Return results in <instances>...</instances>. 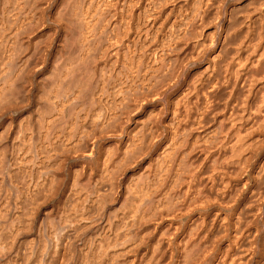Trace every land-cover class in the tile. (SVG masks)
I'll use <instances>...</instances> for the list:
<instances>
[{"label": "bare ground", "instance_id": "obj_1", "mask_svg": "<svg viewBox=\"0 0 264 264\" xmlns=\"http://www.w3.org/2000/svg\"><path fill=\"white\" fill-rule=\"evenodd\" d=\"M179 1L178 21L195 36L220 14L221 33L198 45L210 60L199 85L165 107L183 69L169 52L192 44L159 23L169 0L0 2V264H264V212L244 218L261 208L227 204L229 220L213 212L232 185L229 162L240 176L249 131L264 129V10L249 17L264 0ZM218 102L229 122L221 137L202 127ZM148 105L168 121L135 119ZM257 173L264 182V159ZM58 196L60 215L51 205L39 221ZM217 226L228 242L216 253Z\"/></svg>", "mask_w": 264, "mask_h": 264}, {"label": "rangeland", "instance_id": "obj_2", "mask_svg": "<svg viewBox=\"0 0 264 264\" xmlns=\"http://www.w3.org/2000/svg\"><path fill=\"white\" fill-rule=\"evenodd\" d=\"M3 1V0H2ZM2 1H0V2H2ZM170 2H167L165 5L166 6H164V4L163 5H161V6H158L157 8H158V15L160 14L161 16H160V19H159V23H163V26L166 28V29H170V28H175V30H177V29H185V34L186 35H184L183 37V39H185L184 41L186 42V40H187V42L188 43H190V41H191V43L192 44H190V47H191V45L192 46H194V45H196V46H194V47H198V45L203 41V40H205L206 39V37L205 36H207V40H209V39H211L210 41L212 42V41H216V38L217 39H219L218 38V36H220L219 35V33H221V30L219 31L218 29L220 28L219 27V25H220V19H221V14H220V17L218 16V18L216 19H211V20H209V21H207V22H205V23H203V24H201L200 25V28H198L197 30V33L196 34H199V32H202V34H199V36L197 35V36H195V34H194V30L192 29V27H190L189 25H181L180 23H179V21H178V19H179V12H177L178 10V8H177V6H178V3L180 2L179 0H169ZM222 2H219L218 4H219V8L220 9H223V8H228V7H230V6H232V5H234V4H242L243 5V1L244 0H221ZM233 1V2H232ZM235 1V2H234ZM225 2V3H224ZM253 3H255V2H252V3H249V5L247 4V5H244V6H241L240 8H239V10L237 11V18H239V17H241L240 15L243 13V12H245V11H247V10H253L252 8H254L255 6H256V3L255 4H253ZM232 4V5H231ZM223 5H225V6H223ZM162 6H163V8L165 9H163L162 8ZM250 6V7H249ZM161 9V10H160ZM262 10H264V8H262L261 7V9H256L254 12H251L250 13V15H249V17H253V16H255V15H259L258 13H260ZM257 11V12H256ZM240 12V13H239ZM256 12V13H255ZM253 13H255V14H253ZM239 14V15H238ZM248 17V18H249ZM215 20V22H213ZM218 20V21H217ZM209 22H210V24H209ZM179 23V24H178ZM208 23V24H207ZM207 24V25H206ZM257 25H258V23H256ZM180 27H179V26ZM205 25V26H204ZM216 25V26H215ZM205 27V28H204ZM208 29V30H207ZM205 32V34H206V32H207V34L206 35H204V32ZM216 30V31H215ZM247 30H249L248 28H247ZM210 31V32H209ZM212 31V32H211ZM219 32V33H218ZM243 32H244V34H243ZM249 32H250V30H249ZM210 34V37H208L209 36V34ZM216 33V34H215ZM251 33V32H250ZM255 33V32H254ZM247 34V31L245 30V29H243L242 30V32H241V34L239 35V38H242V37H244L245 35ZM201 35V36H200ZM213 35V36H212ZM216 35V36H215ZM218 35V36H217ZM187 39H186V38ZM211 37H213V39L211 38ZM190 40V41H189ZM201 40V41H200ZM206 40V41H207ZM194 41H195V43H194ZM207 42H209V41H207ZM209 44H213V42L212 43H209ZM232 45H234L233 43L230 45V47H232ZM208 46V45H207ZM206 46V47H207ZM178 47V48H177ZM176 47V49L175 50H173V49H171L170 50V52L169 53H171L170 55L172 56H170V58H173V56H177V54H178V57L180 58L181 57V59L180 60H178V61H183V64H182V74H180V78H181V80L183 81H180V83H179V85L177 84L176 85V87H178V88H176L175 87V85L173 86V89H170L169 91H168V94H166L165 95V100L163 99L162 101H160V104H164V106H162V105H160L159 103H158V101H156V102H153V103H150L149 105L151 106V108H159V105H160V107L162 106V107H165L166 106V103H171L172 102V100L175 98V96H177V94H179L178 96L180 97V96H182V91H183V89H184V87H186V86H190V85H192V83L194 84V85H199V82H200V80L203 78V77H205V75H206V73H208L207 71H209L210 70V68H208L207 66L209 65L208 64V62H210V60H209V55H208V51H206L207 50V48L206 47H202V46H199L198 48H195L196 49V52H197V49H200V52H199V54H196V52H192L191 53V55H194V56H189L190 55V50H189V48L187 49V48H184V47H181L180 45H178ZM202 47V48H201ZM173 48V47H172ZM177 49L178 50H181V49H184V50H181L180 51V55H179V52L177 51ZM206 49V50H205ZM175 51H177L176 53H175ZM186 51H187V53H186ZM205 53H204V52ZM175 54H174V53ZM186 53V54H185ZM189 53V55L187 56V54ZM204 53V54H203ZM209 53H211L210 51H209ZM185 54V55H184ZM185 56V59H184V56ZM196 55V56H195ZM200 55V56H199ZM201 55H203L202 57H201ZM207 55V56H206ZM183 56V57H182ZM198 56V57H197ZM187 57V58H186ZM169 58V59H170ZM189 58H190V60H189ZM195 58V59H194ZM201 58V59H200ZM174 59V60H173ZM172 59V61H171V59L169 60L172 64L174 63V61H176L175 60V58H173ZM184 59V60H183ZM186 59H188V60H186ZM186 62V63H185ZM207 65V66H206ZM201 78V79H200ZM199 79V80H198ZM194 80V81H193ZM196 80H198V81H196ZM191 81V82H190ZM182 82V83H181ZM186 83H187V85H186ZM181 85V86H180ZM175 87V88H174ZM180 87V88H179ZM183 88V89H182ZM263 89H264V86H263ZM263 89H262V91H263ZM179 90H181V91H179ZM170 91H171V93H170ZM264 93V92H263ZM166 97H167V99H166ZM169 97V98H168ZM182 99H184V97H181ZM172 99V100H171ZM166 101V103H164ZM168 101V102H167ZM182 102V101H181ZM219 103V105H218V107L216 106V108H214L213 110H211L210 111V115H212L211 117H210V119L212 118L213 119V125L212 124H210L212 121H210V123L208 122V119L202 124V127H203V129L204 130H207L208 128H210L211 129V127L213 128V129H215L216 130V132H217V130L219 131V129L220 130H222V131H224V130H226L225 129V125L226 124H228L229 122H224V124H223V121H222V111H220L221 110V105H220V102H218ZM153 104V105H152ZM146 106L145 108H146V110L145 111H147V109H149L150 108V106ZM158 106V107H157ZM220 109V110H219ZM170 110V106H169V109H168V111ZM217 110H219V111H217ZM218 112H220V113H218ZM213 113H214V116H213ZM147 114V115H146ZM146 114H143V112H137L136 114H135V116H134V118L135 119H139L140 120V123H142V121H143V123H146V120L147 121H149V119H150V121H152L153 122V119L155 120V117H157V116H159V117H161L162 116V114H163V112L162 113H159V111L156 113V115L155 116H152L151 115V117H152V119H151V117L148 115V111L146 112ZM161 114V115H160ZM216 114V115H215ZM221 116V117H220ZM139 117V118H138ZM144 117H146L147 119H144ZM163 118H161L162 119V121L164 120L165 122H167L168 121V114L166 115V114H163V116H162ZM219 117V118H218ZM158 118V117H157ZM166 119V120H165ZM211 119V120H212ZM134 120V119H133ZM142 120V121H141ZM157 120V119H156ZM145 121V122H144ZM149 121V122H150ZM228 121V120H227ZM245 120H242V122L244 123V125H247V126H249V124H247L246 122H244ZM133 121H131L130 122V124L129 125H131L132 126V123ZM217 122V123H216ZM222 122V123H221ZM207 123H209V126L207 125ZM246 123V124H245ZM249 123V122H248ZM128 124H126V125H128ZM218 124H220V125H218ZM221 124H223V125H221ZM125 125V124H124ZM125 125V126H126ZM216 125V127H213V126H215ZM205 126V127H204ZM218 126V127H217ZM221 126H224V128L223 127H221ZM226 127H227V125H226ZM207 128V129H206ZM217 128V129H216ZM209 130V129H208ZM257 130H260V131H257ZM222 131H219V132H217V137H221V135L222 134H220V136H218V134L219 133H222ZM250 133L248 134V137L247 138H249L247 141H248V143H249V140H250V142L252 143V144H248L247 143V145H245V148H246V146H248L246 149L247 150H245L244 151V149H243V151H244V153H243V155H241L240 157H238V158H236L237 160L239 159V158H241L242 156H243V158L245 159V155H249V154H255L254 156L251 154L250 156H252V157H246V159H245V162H244V159L242 160L245 164H243L244 166H243V168L245 169V170H243V172H241V175L239 176V174L238 175H236V170H235V172L233 171V169H235L237 166V168L236 169H238L240 166H239V164H237V166L235 165L234 166V164H233V168H232V164H230L231 163V161L229 162V168H228V165L226 166L227 168V172H225V173H227V174H229V171H231L230 172V176L229 175H227V174H225L224 176H226L225 178H229V180L231 179L232 181V185H231V187H230V189L229 190H227V192H226V189L223 191H220V194H221V198H220V200L218 201L219 202V204H216V206L213 208V212H215V213H217L218 215V217H219V219L220 218H222L223 216H225L228 220L229 219H232V217L234 218V216H235V214H234V210H235V208H238L239 206V208H242V207H246L247 205H251V206H254L255 208L256 207H260L261 209L258 211V212H253V214L251 213V212H247L246 214H245V216H244V218L247 220V219H250V218H252V216L254 215H256L257 216V220L258 221H260V219L263 217V212H264V199H263V197H260V195L262 196V191H263V193H264V190L262 189V188H264V182H263V180H260V177L262 176V174H258L257 173V171H258V169H259V165L261 164V162L263 161V159H264V129H262V127H261V129L259 128V129H256V130H250L249 131ZM185 134H186V132H185ZM187 135V134H186ZM253 136V137H252ZM258 138H257V137ZM260 138V139H259ZM253 139H254V141H253ZM217 140H218V138H217ZM262 141V142H261ZM105 143V145H107L108 143L107 142H104ZM107 143V144H106ZM254 143V144H253ZM258 143V144H257ZM262 144V145H261ZM260 145V146H259ZM258 146V147H257ZM262 146V147H261ZM256 147H257V149H256ZM260 147V148H259ZM251 149V150H250ZM256 149V150H255ZM253 150V151H252ZM250 152V153H249ZM263 153V154H262ZM251 158V159H250ZM235 158H233V161L232 162H237V160L235 161L234 160ZM249 160V161H248ZM250 162V163H249ZM249 163V164H248ZM252 164H253V167H252ZM259 164V165H258ZM250 165V166H249ZM255 167V168H254ZM257 167H258V169H257ZM135 169V168H134ZM134 169H132L131 170V173L133 172V173H135V170ZM241 170V171H242ZM250 170V171H249ZM251 172V173H250ZM252 172H253V176H251V174H252ZM138 173V172H137ZM232 173V174H231ZM234 173V174H233ZM243 173V174H242ZM250 173V174H249ZM139 174V173H138ZM138 174H134V176L135 175H138ZM246 174V175H245ZM142 175V174H141ZM141 175L139 174V176H140V178H141ZM236 175V176H235ZM65 176V175H64ZM138 176V177H139ZM143 177L141 178V179H143L142 181H145V180H148V178H147V176H146V174L145 175H142ZM231 176H233V177H231ZM239 176V177H238ZM249 176V177H248ZM257 176V177H256ZM138 177H136L135 176V178H138ZM246 178H249L248 179V181H247V183L248 184H246V187L245 188H242V189H240V188H237L238 186H240L241 184H239V182L240 181H245L246 180ZM255 178V179H254ZM65 179V178H64ZM257 179V180H256ZM259 179V180H258ZM264 179V178H263ZM236 182H238V185H236L237 183ZM259 182H261V183H259ZM263 182V183H262ZM235 184V185H234ZM263 184V185H262ZM261 185V186H260ZM236 187V189H235V187ZM255 188H257V189H255ZM252 189H255L256 190V192L254 193V194H252L251 195V190ZM240 192V193H239ZM258 192H260V194L258 193ZM239 193V194H238ZM246 194V195H245ZM236 195V196H235ZM251 195V197H249ZM238 196V197H237ZM257 196H259V197H257ZM230 198V199H228V198ZM254 198H256V199H254ZM59 199H60V197L58 196L57 198H56V200L55 199H52L51 201H48V203L46 202V203H44L43 204V206L41 207V210H40V214H39V218H38V220L40 221V219L43 221V219H44V217L45 216H43L42 214H44L45 215V213H44V211L46 212L47 211V209H48V211H50V208L52 209V206H53V214H58V215H60V212H56L55 213V209H57L56 211H58L59 210V206H60V201H59ZM226 199V200H225ZM252 199H254V200H252ZM263 199V200H262ZM53 200H55V201H57V202H55V201H53ZM239 200V201H238ZM232 202L231 204H229L228 202ZM252 201V202H251ZM255 201V202H254ZM51 202H54V203H52L51 204ZM222 202H224L223 204H222ZM227 202V203H226ZM249 202H251L250 204H249ZM254 202V203H253ZM58 203L59 204V206H58V204H57V206H56V204ZM248 203V204H247ZM46 204V205H45ZM49 204V205H48ZM227 204L228 205H232V206H234V210H230L229 208H227L228 206H227ZM258 204H260V205H258ZM45 205V206H44ZM52 205V206H51ZM55 205V206H54ZM120 206L121 207V205L120 204H117V206ZM110 206V205H109ZM115 206V205H114ZM114 206H110V208L108 207L107 208V210H108V213H109V211L110 210H112V208H117V206L116 207H114ZM118 206V207H119ZM262 206V207H261ZM50 207V208H49ZM112 207V208H111ZM119 207V208H120ZM224 207H226V208H224ZM118 208V209H119ZM43 209H44V211H43ZM121 209V208H120ZM248 211V210H247ZM226 212V213H225ZM107 211H105V216H107ZM231 213V214H230ZM249 213V214H248ZM255 213V214H254ZM52 214V216L53 217H55V218H53V220H55L56 218H58V220H59V217H56V216H58V215H53ZM228 214H230V215H228ZM42 215V216H41ZM229 218H228V217ZM255 216V217H256ZM43 219H42V218ZM260 217V218H259ZM41 221V222H42ZM55 221H57V220H55ZM260 223V222H259ZM216 228H218V226L216 227ZM218 230V231H217ZM217 230H215V231H217L218 233H214V235H215V239L217 240H215V239H213V240H215L214 241V243L216 242V245H217V247L215 246V252L217 253L218 251H219V249L220 250H223L225 247H224V245L228 242V238L227 237H225V233H222L223 232V229L222 228H218ZM32 235V234H31ZM219 235V236H218ZM31 236H28V237H25V239H28L27 240V242H26V244L29 242V240L31 239L30 238ZM221 240V241H220ZM219 243V244H218ZM220 245V246H219Z\"/></svg>", "mask_w": 264, "mask_h": 264}]
</instances>
